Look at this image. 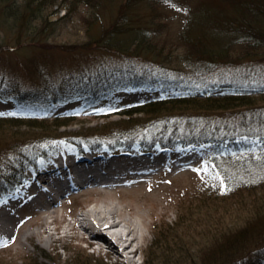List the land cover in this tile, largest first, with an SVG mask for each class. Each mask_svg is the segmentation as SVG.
I'll use <instances>...</instances> for the list:
<instances>
[{"label": "trees", "instance_id": "16d2710c", "mask_svg": "<svg viewBox=\"0 0 264 264\" xmlns=\"http://www.w3.org/2000/svg\"><path fill=\"white\" fill-rule=\"evenodd\" d=\"M145 1L70 0V8L80 7L76 3L92 6L91 16L98 18L101 15V7L117 3L118 15L111 23L106 24L102 19L99 29L91 32L88 28L93 45L83 49H94V53L101 50L114 51L111 53L117 52L131 59L127 63L119 61L115 64L111 55H107V61L100 58L92 63L72 66L71 69L62 68L55 75H52L49 67L46 69L43 65L35 66L37 71L41 72V75L37 74L39 77L27 78L6 71L0 77L3 85L0 93L4 92V86L10 83L32 86L31 92L27 90L22 95L31 93L32 96L41 98L57 93H54V88H57L55 85H63L62 88L79 86V89L84 90L89 87L91 91L81 93L80 98L91 103L101 99L110 100L120 91L149 88L151 85L147 83V78L153 73L150 70L158 63L154 56L163 57V53H159L158 45L149 38L153 30L134 23L139 18L134 17L132 9ZM148 1L168 3L170 8L183 12L184 23L179 39L189 50L185 52L189 55L186 58L190 62V70L185 74L189 78L204 75L206 71L233 74L236 70L244 79H250L254 72L253 76L259 81L251 84L254 88L235 87L227 92L195 93L193 86H187V90H183L182 94L101 112L98 117H104L107 121L112 115H118V118L102 124V131L94 134V137L83 138V135L71 134L66 139L78 144L86 143L93 148L103 143L128 148L135 144L151 147L155 144L173 146L181 143L213 142L215 151L207 166L209 180L203 193L205 198L224 201L235 199L240 203L249 199L254 202L250 208H247L248 205L242 206L246 207L247 215L238 219L241 222L235 221L230 227L221 225L215 228V231L212 230L211 234L207 235V246L203 242L202 247L193 252V247H189L187 240L184 244H174L177 248L172 254V259L162 264H190V257H198L201 251L203 258H198L197 263L191 264H199L200 260L203 264H264V261H254L256 257L264 256V147L257 151L230 155L228 158L221 155L223 137L250 133L259 134L264 140V106H248L254 98L264 102V0H221L223 6L232 10L227 14L222 8L212 7L209 1L198 0L195 5L191 4L192 0ZM58 2L59 0H26L19 4L18 0H0V25L3 21L7 23L12 14L16 22L8 28L12 34L17 30V37L24 36V33L28 32L30 21L39 16L37 13H41V8L45 9ZM62 4L64 7V2ZM43 16L48 19L47 14ZM88 23L91 27L92 22ZM0 39L8 42L2 35ZM138 59L142 65L137 64ZM144 64L148 66V71L144 70ZM7 74H11L9 79ZM126 75H131V80L124 78ZM225 85L227 88L232 87L231 84ZM256 93L257 96H254ZM26 99L25 97L24 100ZM70 114L74 116L77 113L32 116L27 121L23 117H0V141H9L7 146L0 145V177L8 170H15V174L4 183L0 180V192L16 191L26 178L27 170L24 164H37L36 150L41 149V144L55 139L57 136L54 133L58 132V129L75 122L73 118H67L71 117ZM61 116L64 118H59ZM22 127L29 129L27 132L22 131ZM36 128L40 129L41 135L35 136V131H29ZM238 165L245 170H239ZM213 176H222L224 183L220 184ZM174 246L168 244L166 248L171 250ZM145 262H148L147 258Z\"/></svg>", "mask_w": 264, "mask_h": 264}, {"label": "rangeland", "instance_id": "374dc122", "mask_svg": "<svg viewBox=\"0 0 264 264\" xmlns=\"http://www.w3.org/2000/svg\"><path fill=\"white\" fill-rule=\"evenodd\" d=\"M25 1L18 0V3L22 4ZM197 1L192 0L191 4H197ZM202 1H209L213 5L212 7L222 8L221 10L226 14L232 12L231 8L227 9V7L223 6L221 0ZM62 2L65 4L64 7L62 6ZM76 4L80 7L70 8V0H59L53 6L50 5L45 9L41 8V13H37L39 16L30 21L28 32L24 33V36L19 37H17V30L12 34L8 28L16 22V19L11 16L12 14L8 17L4 11L9 20L6 21L7 23L3 21L0 25V35L5 37L8 42L5 43L0 39V77L6 71L12 72L16 76H26L27 78L33 76L39 77L37 74L41 75V72L37 71L36 65H43L46 69L49 67L52 75H55L62 68L71 69L72 66L85 65L95 62L97 59L100 60V58L107 61V55H111V60L115 64L119 61H122V63L130 61L131 59L120 53H111L114 51L103 52L101 50L95 51L94 53V49H83L84 47L93 45L91 44L88 28H90L91 32L94 29H99L102 19L106 24L111 23L113 18L118 15L119 8H117V3L101 7V15L99 18L97 16H91L93 12L92 6L84 3ZM168 5V3L164 2L154 3L146 0L144 3L132 9L134 17L139 18L134 23L153 30L149 38L158 45L159 53L160 51L163 53V57L154 56L158 63L156 65L154 64V68L150 70L153 73L147 78V83L151 87H154L152 89L154 93L149 94L158 96V94L168 95L170 93H176L182 87L179 85L193 86V90L197 93L227 92L229 89H235V87H253L251 84L259 81L256 79V76H253L254 72L251 74L250 79H244L236 70L233 74L223 71H206L203 73L204 75L195 76L191 80H188L189 77L185 74H188L187 71L190 70V62L186 58L189 55L185 54V52H189V50L187 47H184L179 39V34L184 23V14L183 12H177ZM44 14L48 15L47 20L44 18ZM94 18L96 20H92ZM88 21L92 22L91 27ZM40 31L41 34L39 35ZM211 43L215 44L214 42ZM137 61L138 65L143 64L139 59ZM41 69L47 72L43 68ZM144 70H149L145 64ZM45 72H42V74ZM10 75H8V79ZM130 76L126 75L124 78L128 79ZM181 80L187 81L180 82ZM225 84H231L232 87L227 88ZM2 86L0 82L1 90ZM61 86L63 85H55L57 88H54V93L63 94H47L45 98L33 97L31 93L22 95L27 90L31 92L30 90L33 87L29 85H13V83L4 86L7 90L6 93H0V114H2L0 117L4 119L15 118L10 115L18 116V114H21L25 116L23 118L27 121L30 120L31 115L44 114L40 111L47 113L52 108L58 110H64V108L72 110L74 108V110L79 111L78 114L74 116L70 114L71 117H67L74 119L75 122L72 125L58 129L59 131L54 133L57 136L55 139L43 142L40 146L41 149L36 150L38 155L36 157H39L37 164L33 163V166H30L29 163L24 164L27 170L26 177L29 176V185L24 186V189H27L28 186H35V181L41 172L40 170H45L53 166L54 161L61 154V148L67 149L71 147L73 148L74 154L79 150L78 146L73 144L72 141L63 143V139L71 136V134L83 135V138L94 137V134L102 131V124H105L107 121L104 117H98L99 114L118 107L123 99L134 97L135 94L122 91L119 94V99L122 97L121 101L115 102L114 100H118V97H115L114 100L101 99L97 102L89 103L80 97L81 93L90 92L91 88L87 87L88 89L84 90L83 88L79 89V86L70 88H62ZM162 89L168 90L163 91ZM58 90L60 91L58 92ZM254 96H257V93ZM25 97L27 99L21 101ZM252 101V104L248 106H264V102L256 98L252 99ZM59 118L64 117L61 116ZM114 118H118V115H112L108 121H112ZM22 128L20 130L26 132L29 129ZM29 131H35V136L41 135L40 129L38 128ZM241 136L243 135L232 134V138L229 136L223 137L221 142L223 144L222 154L224 155L222 156L224 158H228L230 155L236 153H246L244 151L247 149L244 150L243 145V148L240 147L238 150L240 152H236V148L234 149L232 145V140L234 139L235 143H237L236 141L241 143L244 140ZM59 137L61 139L56 141ZM247 138L248 141L254 139L258 142L261 141V138L256 136L247 135ZM8 144V140L0 141L1 146H7ZM88 150L89 147L84 148V151ZM105 150H108L107 146ZM191 151L192 153H196L193 150ZM210 154L208 153L201 160L202 162L200 164L198 161H193V165H185L186 169L183 171L174 172L171 169L164 170L161 174H155L153 181L150 183H141L137 187H132L127 190L111 191L112 194L110 192H93L89 187L78 188L70 195L65 197L61 196L60 202L51 205L50 210L53 212L50 214L47 211H39L34 214L30 213L23 206L24 198H19L15 202H3V199L7 197V191H1L0 213L6 212V215L12 218V223L8 229L0 225V238L4 236L9 239L8 242L0 244V264H162L164 261H170L172 259V254L177 248L174 244H184L185 240H187L189 247H193V252L199 250L203 242L207 246V235H210L212 230L215 231V228L221 225L230 227L235 221L236 223L239 222V218L241 219L242 216L247 215L246 207L242 208V206L248 205L247 208H250L254 202L249 201V199L244 200V203H240L235 199L224 201L223 199H213L211 197L205 198L203 193H205L209 180L207 166L211 159ZM196 157L197 154L186 159L187 161L195 160ZM18 166L20 167V164ZM239 170L243 171L245 169L239 166ZM14 174L15 170H8L5 174L3 173L0 180L4 183L5 180H8ZM213 179L220 184L224 183L222 176H213ZM10 188H12L11 185ZM101 199L114 202L117 206L125 205L128 202L142 203L144 205L143 211H145L149 220L151 219L150 212L158 211V217L160 218V212L169 205L166 220L159 219V225L155 228V234L157 233L156 235L158 236V244L156 246L151 245L156 236L154 233H150L148 239L143 242V248L140 252L132 256V261H125L123 257H117L113 253H108L107 244L104 241L99 239L95 240L97 242L101 241V250L96 248L97 243L89 244V239L87 238L88 233L84 230L80 231V234H84L85 236L83 239L72 236V233L65 234L64 229L67 225L66 223L69 220H73V214H81L87 208L93 207L96 202L103 203ZM154 200H158V203L154 204ZM44 222L49 228L57 231L55 232V236H57L56 241L47 243V233L44 231L45 226H43ZM54 227H58V230L54 229ZM27 231H37V233L33 237L25 238ZM171 236L175 240H172ZM167 243L173 244L174 247L171 250H167ZM146 258L148 262H145ZM198 258H203L202 251L198 255ZM199 264H203L202 260H200Z\"/></svg>", "mask_w": 264, "mask_h": 264}, {"label": "bare ground", "instance_id": "6f19581e", "mask_svg": "<svg viewBox=\"0 0 264 264\" xmlns=\"http://www.w3.org/2000/svg\"><path fill=\"white\" fill-rule=\"evenodd\" d=\"M85 161V159L83 158ZM107 161V160H106ZM73 163L61 167L55 166L54 169H60L64 172L69 173L73 170ZM101 171H94L93 174L99 175ZM104 176L107 178L112 177L111 172L105 171ZM84 176L81 175V184L80 188H93V192H110L109 190H99L97 188V182L94 181H85ZM46 185H39L43 188ZM112 194V193H111ZM39 195V192H36L34 196ZM111 196V195H110ZM104 198V197H103ZM103 200V199H101ZM97 201V200H96ZM56 200L52 199L51 203L42 207L43 211H47L48 214L53 211L50 210L51 205L55 204ZM158 200H154V204H157ZM144 205L142 203H133L128 202L125 205L117 206L114 202L103 200V203L96 202L93 207H89L81 214H73V220H69L64 229L65 234H71L72 236L79 237L80 239L85 238L84 234H80L81 230H84L88 233L87 238L89 239V244L97 243L96 248L101 250L102 245L101 241H104L107 244V252L110 254H115L117 257H123L125 261H132V256L136 253H139L143 248V242L148 239L150 233L155 234V228L159 225V221L162 219L166 220V215L168 213L169 205L165 207L163 211L160 212V218L158 217L159 212H150L151 219H148V216L143 211ZM155 208V207H154ZM160 219V220H159ZM12 223V218L6 215V212L0 213V225L4 226L6 229L10 227ZM44 231L47 233L46 241L51 243L57 240L55 236V230H52L45 222ZM58 230V227H54ZM83 231V232H84ZM37 231H27L25 233V238L33 237ZM157 234V233H156ZM155 234V238L152 241L151 245L156 246L158 244V236ZM173 236H171L172 239ZM96 239L101 241L97 242ZM99 243V245H98ZM197 257V255H195ZM190 257L189 263H194L198 261L196 258ZM197 263V262H196Z\"/></svg>", "mask_w": 264, "mask_h": 264}]
</instances>
